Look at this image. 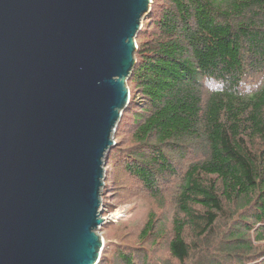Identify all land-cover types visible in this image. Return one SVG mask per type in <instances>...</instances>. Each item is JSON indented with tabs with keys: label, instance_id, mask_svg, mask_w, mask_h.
<instances>
[{
	"label": "trees",
	"instance_id": "1",
	"mask_svg": "<svg viewBox=\"0 0 264 264\" xmlns=\"http://www.w3.org/2000/svg\"><path fill=\"white\" fill-rule=\"evenodd\" d=\"M161 2L136 35L127 138L106 164L170 211L140 230L162 238L163 264H264V0ZM143 249L113 264H159Z\"/></svg>",
	"mask_w": 264,
	"mask_h": 264
},
{
	"label": "water",
	"instance_id": "2",
	"mask_svg": "<svg viewBox=\"0 0 264 264\" xmlns=\"http://www.w3.org/2000/svg\"><path fill=\"white\" fill-rule=\"evenodd\" d=\"M152 0H0V264H97L105 158Z\"/></svg>",
	"mask_w": 264,
	"mask_h": 264
},
{
	"label": "rangeland",
	"instance_id": "3",
	"mask_svg": "<svg viewBox=\"0 0 264 264\" xmlns=\"http://www.w3.org/2000/svg\"><path fill=\"white\" fill-rule=\"evenodd\" d=\"M161 4V0H152L150 8H158ZM138 95L136 94L137 97ZM125 119L127 120V118ZM126 136L127 134L116 133L115 130L114 145L120 141H122L123 145V141L127 138ZM106 161L107 159L103 167L105 169V186L102 192L101 208L99 209L101 218H103V223L99 225L98 229L103 243L100 253L101 260L106 259V264H113L118 251L134 250V248L143 247L145 252L153 251L155 258L159 259V261L156 260L157 263L163 264L167 258V250L163 245L162 238L155 245L146 239L141 241L140 230L147 220L149 211L153 210L154 215L162 219L168 217L170 211L167 207L156 205V202L147 198L146 193L142 189H138L132 180L126 181L127 177L122 176V170H115L113 166L107 165ZM114 180L125 185L119 194L117 193V189H115L119 184L114 182ZM105 201L110 204L105 205ZM97 263L101 264L99 260ZM187 264L193 263L188 261Z\"/></svg>",
	"mask_w": 264,
	"mask_h": 264
},
{
	"label": "bare ground",
	"instance_id": "4",
	"mask_svg": "<svg viewBox=\"0 0 264 264\" xmlns=\"http://www.w3.org/2000/svg\"><path fill=\"white\" fill-rule=\"evenodd\" d=\"M112 145H114V143H113ZM112 145H111V146H112Z\"/></svg>",
	"mask_w": 264,
	"mask_h": 264
},
{
	"label": "clouds",
	"instance_id": "5",
	"mask_svg": "<svg viewBox=\"0 0 264 264\" xmlns=\"http://www.w3.org/2000/svg\"><path fill=\"white\" fill-rule=\"evenodd\" d=\"M129 96H130V94H129Z\"/></svg>",
	"mask_w": 264,
	"mask_h": 264
}]
</instances>
